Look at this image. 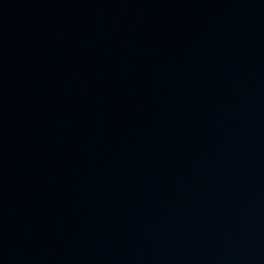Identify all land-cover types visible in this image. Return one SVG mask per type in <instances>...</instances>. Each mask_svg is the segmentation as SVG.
<instances>
[{
	"label": "water",
	"instance_id": "water-1",
	"mask_svg": "<svg viewBox=\"0 0 264 264\" xmlns=\"http://www.w3.org/2000/svg\"><path fill=\"white\" fill-rule=\"evenodd\" d=\"M0 264H264V0H0Z\"/></svg>",
	"mask_w": 264,
	"mask_h": 264
}]
</instances>
